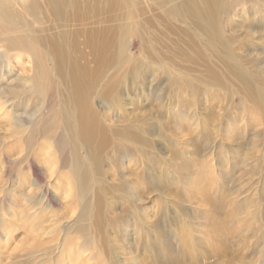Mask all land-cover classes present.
Returning a JSON list of instances; mask_svg holds the SVG:
<instances>
[{
  "label": "bare ground",
  "instance_id": "obj_1",
  "mask_svg": "<svg viewBox=\"0 0 264 264\" xmlns=\"http://www.w3.org/2000/svg\"><path fill=\"white\" fill-rule=\"evenodd\" d=\"M237 1L247 0H0V99L14 100L0 101V117H8L12 106L17 116L13 120L19 121L12 130V146L23 141L26 155L21 158L45 164L49 182L66 186V198L76 191L82 200L76 223L88 234L96 231L102 244L113 243L109 233L121 229L110 216L119 200L129 203L124 208L141 235L149 221L139 194L145 182L155 191L181 173L204 206L207 200L218 204L206 185L199 191L201 184L191 169L199 160L193 152L183 159L184 167L175 164L167 170L155 151L156 137L188 135L180 141L183 156V148L188 150L194 139V150L207 152L212 139L227 130L224 124L231 131L244 120L243 132L253 122L263 124V71L251 70L227 33L225 21ZM256 1L255 19L257 13L264 14V3ZM189 51L195 53L198 75L176 60L178 52L183 61L193 62ZM16 66L32 74L15 72ZM149 92L157 100L156 112L164 114L130 120L126 106ZM97 101L108 109L102 110ZM207 109L210 113L204 115ZM20 113L30 115L32 123L24 126ZM165 114L172 122L162 123ZM173 150L178 152L176 145ZM129 157L134 158L137 181L116 184L110 178ZM32 168L40 181L36 165ZM60 172L68 173L65 182ZM231 204L238 210L235 201ZM221 223H211L217 235ZM158 244V258L165 260L169 251L162 241ZM82 257L77 261H85ZM133 261L142 259L135 256Z\"/></svg>",
  "mask_w": 264,
  "mask_h": 264
},
{
  "label": "rangeland",
  "instance_id": "obj_2",
  "mask_svg": "<svg viewBox=\"0 0 264 264\" xmlns=\"http://www.w3.org/2000/svg\"><path fill=\"white\" fill-rule=\"evenodd\" d=\"M231 6L230 16L225 21L227 33L235 40L236 51L247 60L251 70L255 71L257 67L259 71H263L264 77V14L261 11L254 18L259 9L256 0L237 1ZM132 50L136 52L135 47ZM190 52L189 57H193V62L183 61L184 57L178 52L176 60L185 68L193 70L191 73L198 75L199 65L195 62V53L192 51L193 55ZM15 69V72H22L20 66ZM22 73L29 75L32 71ZM235 84L238 82L235 81ZM150 93L152 92L145 93L140 99L136 98L137 103L130 101L131 104L125 105L130 120L164 114L165 110L156 112L157 100ZM10 99L6 96L0 101L9 100V104L13 103L14 100ZM97 102L102 110L108 109L101 101ZM106 103L110 106V103ZM241 105L242 102L238 100L237 107ZM192 108L197 111L198 107L194 105ZM7 109L10 115L0 117V142H7L4 148L0 145V261L3 264H264L263 118L262 125L253 122L245 132L244 120L236 124L242 129L235 125L229 131L230 125L224 124L227 130L222 132L221 137L213 138L209 145L206 144L212 146L207 152L194 150L198 146L194 139L189 140L188 150L183 148L185 153L181 156L180 147L183 143L180 141L182 137L187 139L188 135L178 134V138H172L171 135L164 134L156 137L155 151L164 160L163 165L167 170L172 171L175 164L184 167L185 156L192 157L190 151L194 158L205 162L204 165L199 161L196 166L193 165V176L201 184L199 191L206 185L211 193L209 195L218 204L208 203L207 200L204 206L201 196L188 190L181 173L172 174L174 178L169 181L168 187L159 190L157 188L153 191L149 182H145L140 185L141 193H138L143 198L141 204L149 221H145L141 235L137 231L138 225L134 224L135 219L124 208L129 203L119 200L118 207L110 216L116 218L121 229H113L109 233L115 238L113 243L109 241L110 243L102 244L96 231L91 230L88 234L87 231L80 230L81 226L76 223L82 202L80 198H76V191L73 190L72 197L66 198V186L64 183L62 186H54V182H49L45 164L24 158L26 145L23 141L12 146V130L19 121L13 120L17 116L12 106ZM216 109L214 112L218 113V108ZM203 113L208 115L210 112L207 109ZM232 117L236 118V115ZM19 118L24 126L32 123L28 114H21ZM160 119L162 123L172 122L167 114L161 115ZM225 119L228 120L229 117L226 116L223 121ZM250 120L252 119L248 118ZM171 125L174 126L172 123ZM202 144L205 145V141ZM174 145L178 148L177 153L173 150ZM204 145L202 146L205 147ZM19 159L20 163L15 167ZM133 160L132 157L121 160V167L117 171L119 174L110 179L115 178L116 184L129 179V184L130 181L136 182V174L132 173L135 165ZM32 164L36 165L41 182L35 180ZM182 169L178 171L182 172ZM62 174L63 172L61 176L65 182L68 173ZM232 201L236 202L238 210H235ZM128 220H132L133 224L128 225ZM213 222H222V231L218 235L211 229ZM185 226L190 228L185 231ZM147 235L150 236V245L145 238ZM124 236L128 238L127 241ZM158 241H162L169 251L165 260L158 258ZM77 256H83L85 261H77ZM135 256L142 261H133Z\"/></svg>",
  "mask_w": 264,
  "mask_h": 264
}]
</instances>
